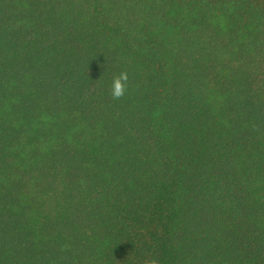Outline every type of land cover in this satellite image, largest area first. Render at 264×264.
I'll return each instance as SVG.
<instances>
[{"label":"trees","instance_id":"16d2710c","mask_svg":"<svg viewBox=\"0 0 264 264\" xmlns=\"http://www.w3.org/2000/svg\"><path fill=\"white\" fill-rule=\"evenodd\" d=\"M0 264H264V0H0Z\"/></svg>","mask_w":264,"mask_h":264},{"label":"clouds","instance_id":"9594fccd","mask_svg":"<svg viewBox=\"0 0 264 264\" xmlns=\"http://www.w3.org/2000/svg\"><path fill=\"white\" fill-rule=\"evenodd\" d=\"M129 74L127 71H121L113 77L112 85L110 88V95L113 100L122 99L128 89Z\"/></svg>","mask_w":264,"mask_h":264}]
</instances>
